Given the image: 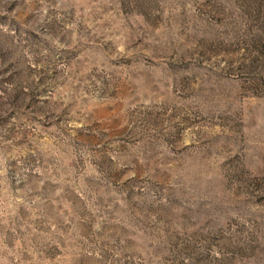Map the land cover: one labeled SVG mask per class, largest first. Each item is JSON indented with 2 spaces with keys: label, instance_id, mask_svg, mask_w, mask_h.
<instances>
[{
  "label": "rangeland",
  "instance_id": "rangeland-1",
  "mask_svg": "<svg viewBox=\"0 0 264 264\" xmlns=\"http://www.w3.org/2000/svg\"><path fill=\"white\" fill-rule=\"evenodd\" d=\"M0 264H264V0H0Z\"/></svg>",
  "mask_w": 264,
  "mask_h": 264
}]
</instances>
